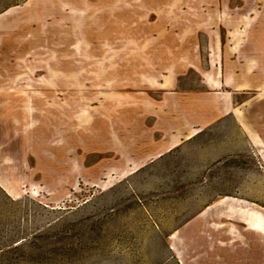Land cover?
<instances>
[{
	"label": "rangeland",
	"instance_id": "1",
	"mask_svg": "<svg viewBox=\"0 0 264 264\" xmlns=\"http://www.w3.org/2000/svg\"><path fill=\"white\" fill-rule=\"evenodd\" d=\"M0 16V264H209L205 209H264L238 125L264 144V67L238 48L264 0H0ZM240 220H219L230 264H264Z\"/></svg>",
	"mask_w": 264,
	"mask_h": 264
},
{
	"label": "crops",
	"instance_id": "2",
	"mask_svg": "<svg viewBox=\"0 0 264 264\" xmlns=\"http://www.w3.org/2000/svg\"><path fill=\"white\" fill-rule=\"evenodd\" d=\"M255 35L259 37L255 40L247 41L244 34L243 35L241 34L240 36L241 41L239 42L238 48H239L240 54L242 55V52H243L246 58H243L244 60L241 59L240 63L244 66L249 65V66H260V67L263 66L264 67V28H260L259 31L255 32ZM218 36L222 37L221 32L218 33L213 28L212 33L209 34V46L211 45V47L213 46L214 48L217 47ZM258 39H259V43H258ZM229 42H233V40L230 41L229 39ZM210 52H211V48H210ZM255 52H259L260 55L257 54L258 57H256ZM209 65L210 66L214 65L216 68H219L220 66L224 67L225 64H224V61L222 60L219 61L217 58L214 61L209 60ZM218 77H219V74H218ZM257 96L258 94H256L255 97L257 98ZM238 125H240L242 129H244L240 123H238ZM163 155L164 154L160 155L159 157ZM209 207H212L211 211H209V230L214 229L216 231V232L215 231L212 232L213 235L209 233V235H211L209 236V245H211V248H209V253H213L211 257H209V264H230L229 262V243L230 242H229V239H224V235L226 231V229L224 228L225 223H221L219 222V220L227 219V220L239 221V218H236L234 215L232 216L229 213V211H224V209H219L218 202L210 205ZM228 235H229V230H228ZM212 249H215V250L213 251ZM182 259L184 260L185 263H187L186 261L187 259H184V258Z\"/></svg>",
	"mask_w": 264,
	"mask_h": 264
},
{
	"label": "bare ground",
	"instance_id": "3",
	"mask_svg": "<svg viewBox=\"0 0 264 264\" xmlns=\"http://www.w3.org/2000/svg\"><path fill=\"white\" fill-rule=\"evenodd\" d=\"M2 16V15H1ZM0 16V17H1ZM239 123L243 126L244 131L248 132L250 141L254 147H257L259 150L260 155L264 158V144L261 140L257 138L254 131L248 127L244 123V120L239 115L238 117ZM197 134L193 135L192 137H195ZM176 146H173L172 149H175ZM218 208L219 209H228L229 213L236 218H239L243 221V223L247 226V229L256 232L258 234V237L264 238V209L259 207L258 205L254 203H250L247 201H243L237 198L228 197L225 199H221L218 202ZM210 209V210H209ZM212 207L206 208L205 211L201 214L204 215V217H207L209 215V211H211ZM214 210V209H213ZM212 210V211H213ZM176 234L175 233L171 239L174 241L172 250L177 254V247H176ZM180 258V257H179ZM181 264H186L183 259H180Z\"/></svg>",
	"mask_w": 264,
	"mask_h": 264
}]
</instances>
